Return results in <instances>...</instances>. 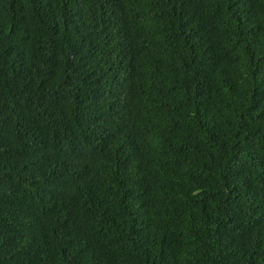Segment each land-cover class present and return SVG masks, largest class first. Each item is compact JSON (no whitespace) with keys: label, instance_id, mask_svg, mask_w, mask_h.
Returning a JSON list of instances; mask_svg holds the SVG:
<instances>
[{"label":"trees","instance_id":"trees-1","mask_svg":"<svg viewBox=\"0 0 264 264\" xmlns=\"http://www.w3.org/2000/svg\"><path fill=\"white\" fill-rule=\"evenodd\" d=\"M0 264H264V0H0Z\"/></svg>","mask_w":264,"mask_h":264}]
</instances>
